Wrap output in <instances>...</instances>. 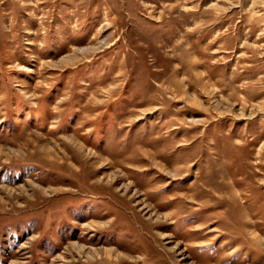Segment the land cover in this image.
Listing matches in <instances>:
<instances>
[{"label":"rangeland","instance_id":"rangeland-1","mask_svg":"<svg viewBox=\"0 0 264 264\" xmlns=\"http://www.w3.org/2000/svg\"><path fill=\"white\" fill-rule=\"evenodd\" d=\"M0 264H264V0H0Z\"/></svg>","mask_w":264,"mask_h":264},{"label":"bare ground","instance_id":"bare-ground-1","mask_svg":"<svg viewBox=\"0 0 264 264\" xmlns=\"http://www.w3.org/2000/svg\"><path fill=\"white\" fill-rule=\"evenodd\" d=\"M81 192H82V191H81ZM90 253H91V252H90ZM90 253H89V254H90ZM93 254H94V252H93L91 255H93Z\"/></svg>","mask_w":264,"mask_h":264}]
</instances>
